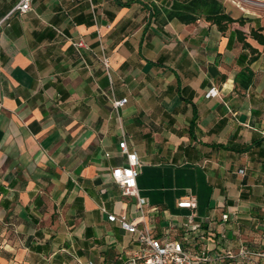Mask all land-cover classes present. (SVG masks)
Returning a JSON list of instances; mask_svg holds the SVG:
<instances>
[{"label":"crops","instance_id":"obj_1","mask_svg":"<svg viewBox=\"0 0 264 264\" xmlns=\"http://www.w3.org/2000/svg\"><path fill=\"white\" fill-rule=\"evenodd\" d=\"M20 1L0 0V264L137 249L100 211L142 221L111 179L122 139L154 235L185 234L191 194L194 252L264 264V46L248 36L264 34V0ZM220 13L246 23L218 31L205 17Z\"/></svg>","mask_w":264,"mask_h":264},{"label":"built area","instance_id":"obj_2","mask_svg":"<svg viewBox=\"0 0 264 264\" xmlns=\"http://www.w3.org/2000/svg\"><path fill=\"white\" fill-rule=\"evenodd\" d=\"M31 0H21L15 7L16 12L25 14L30 10ZM5 20L0 22L3 23ZM77 49L84 47L82 42L74 43ZM104 68L108 69L107 58L102 59ZM213 89L207 93L208 97H213ZM127 99L111 100L114 109L126 104ZM120 153L125 158V165L115 167L111 170V179L118 186L121 195L127 198H134L140 215V221L135 223L129 221L125 216L109 214L104 207L100 211L106 215L108 222H115L120 229L130 234L137 245L132 253L120 256L113 264H224L227 260H235L244 257L247 252L241 251L237 254L230 249L210 252L207 247H203L197 252L191 248L194 243L192 233L199 231L193 223L194 211L197 207V200L194 195L188 194L179 199L176 206L190 212L188 222L184 225L185 234L181 236L172 235L166 232L162 236H156L152 229L144 221V200L138 193V177L140 164L135 152L130 151L127 142L122 139L118 144ZM222 221H227L228 216L222 215ZM203 236V235H201ZM76 264H94L93 261L82 262L74 258Z\"/></svg>","mask_w":264,"mask_h":264},{"label":"trees","instance_id":"obj_3","mask_svg":"<svg viewBox=\"0 0 264 264\" xmlns=\"http://www.w3.org/2000/svg\"><path fill=\"white\" fill-rule=\"evenodd\" d=\"M205 19L210 24L215 25L218 31L221 32L225 31L229 25L237 23L238 25L243 26L246 23L245 19L234 20L224 13L206 16ZM262 31V28L250 29L248 36L258 42L260 45L264 46V34H262ZM236 33L238 41L241 42L244 47H249L245 42L246 37L244 34L241 31H236Z\"/></svg>","mask_w":264,"mask_h":264}]
</instances>
